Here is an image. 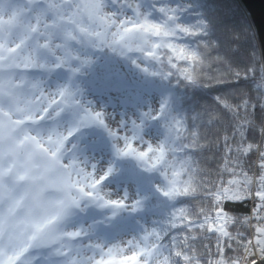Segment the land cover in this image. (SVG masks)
I'll return each instance as SVG.
<instances>
[{
    "label": "rangeland",
    "instance_id": "rangeland-1",
    "mask_svg": "<svg viewBox=\"0 0 264 264\" xmlns=\"http://www.w3.org/2000/svg\"><path fill=\"white\" fill-rule=\"evenodd\" d=\"M135 5L0 0V264H168L146 212L164 201L153 183L160 144L143 136V115L86 95L78 68L59 74L63 55L81 64L84 49L66 41L59 50L49 35L44 44L36 29L80 18L72 34L87 35L86 45L101 44L106 29L121 46L149 49L143 33L128 35L139 26ZM128 157L138 170L124 166Z\"/></svg>",
    "mask_w": 264,
    "mask_h": 264
},
{
    "label": "trees",
    "instance_id": "trees-1",
    "mask_svg": "<svg viewBox=\"0 0 264 264\" xmlns=\"http://www.w3.org/2000/svg\"><path fill=\"white\" fill-rule=\"evenodd\" d=\"M103 2L114 8L120 2L136 3L139 26L127 25L128 35L133 31L143 33L151 41L149 49L137 41L132 48L121 46L107 37L106 29L98 37L101 44L93 39V47L86 45L87 35L84 41L79 34H72L80 28V18L66 28L59 24L51 31L49 27L40 30L43 24L38 25V37L48 44L49 35L59 50L67 46L66 41L79 46L78 50L84 49L81 64H68L63 55L59 74L69 75L78 68L81 73L77 77L87 78L86 95L99 102H119L135 115H143V136L149 135L160 144L162 162L154 169L153 183L164 201L155 199L146 212L155 216L161 231L163 259L168 264H220L216 259L217 237L230 239L239 250L237 242L244 239L241 233L246 231L242 215L230 228L225 216L217 218V201L246 194L249 186L253 190V182L256 191L260 183L254 168L243 166L246 173L239 163V132L236 142L229 136L227 148L218 147L222 143L218 133L225 128L230 133L231 125L245 122L244 113L233 120L222 117L213 106L215 87L242 76L248 64L257 69V84L264 89V79L259 78L262 56L251 22L238 0ZM38 18L39 23L45 19ZM88 30L97 31L94 26ZM123 34L126 32L120 30L118 35ZM246 90L242 85L237 91L242 96ZM229 110L235 112L231 104ZM136 158L128 157L124 166L138 170ZM250 206L251 200L244 205ZM210 224L216 231H209ZM225 230L227 237L221 234ZM186 240L190 242L188 247L183 246ZM230 260L231 254L224 264H230Z\"/></svg>",
    "mask_w": 264,
    "mask_h": 264
},
{
    "label": "snow or ice",
    "instance_id": "snow-or-ice-1",
    "mask_svg": "<svg viewBox=\"0 0 264 264\" xmlns=\"http://www.w3.org/2000/svg\"><path fill=\"white\" fill-rule=\"evenodd\" d=\"M259 78L264 79V61L261 62ZM257 69L248 64L242 76L236 79L226 81L215 87V96H213V106L222 117L232 118L235 120L243 112L246 120L240 125H231V132L227 128L218 133V138L222 141L218 147H226L229 145V136L231 141H237V132H239L237 151L241 155L239 163L243 170L247 173V165L256 170L260 181L258 189L252 191L249 186L246 194H242L235 198L218 199L216 210L218 217L223 215L228 221V228L237 219L243 216L248 221L250 229L247 233H241L243 240L238 241L239 250L232 244L231 240H220L217 237L216 247L218 253L216 259L220 264H224L231 254L230 264H264V224H260L264 220V89L257 84ZM246 87V92L241 96L237 91L241 86ZM220 97H224L223 100ZM229 104L235 108V112L229 110ZM231 155L232 150L228 148ZM251 180V176L248 177ZM223 183V182H222ZM255 199V203L251 208H245L247 201ZM233 207H229V206ZM239 206V207H237ZM223 227V225H221ZM209 231H216V226L210 224ZM227 237L228 232L225 230L221 233Z\"/></svg>",
    "mask_w": 264,
    "mask_h": 264
},
{
    "label": "water",
    "instance_id": "water-1",
    "mask_svg": "<svg viewBox=\"0 0 264 264\" xmlns=\"http://www.w3.org/2000/svg\"><path fill=\"white\" fill-rule=\"evenodd\" d=\"M245 10L260 47L264 61V0H238Z\"/></svg>",
    "mask_w": 264,
    "mask_h": 264
},
{
    "label": "built area",
    "instance_id": "built-area-1",
    "mask_svg": "<svg viewBox=\"0 0 264 264\" xmlns=\"http://www.w3.org/2000/svg\"><path fill=\"white\" fill-rule=\"evenodd\" d=\"M254 203H255V199L253 198V200H251V206H250V208L253 206ZM262 212H264V210H262ZM259 223L260 224H264V220H261ZM244 225H245V228H247V232L250 231V229L248 227V221L245 220V219H244ZM241 264H243V261H242Z\"/></svg>",
    "mask_w": 264,
    "mask_h": 264
},
{
    "label": "bare ground",
    "instance_id": "bare-ground-1",
    "mask_svg": "<svg viewBox=\"0 0 264 264\" xmlns=\"http://www.w3.org/2000/svg\"><path fill=\"white\" fill-rule=\"evenodd\" d=\"M148 139H150L151 140V142H153V138L152 137H150L149 135H148V137H147Z\"/></svg>",
    "mask_w": 264,
    "mask_h": 264
}]
</instances>
